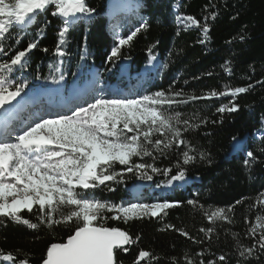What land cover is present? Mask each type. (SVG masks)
<instances>
[{
	"label": "trees",
	"instance_id": "16d2710c",
	"mask_svg": "<svg viewBox=\"0 0 264 264\" xmlns=\"http://www.w3.org/2000/svg\"><path fill=\"white\" fill-rule=\"evenodd\" d=\"M85 2L96 12L66 33L64 43L60 45L64 56L56 52L62 23L59 17L51 15V7L37 17L26 33H19V44L15 43V38L7 41L8 55L0 54V63L9 61L16 51L24 50L28 43L38 40L37 47L26 57L27 66L11 74L17 81L28 82L24 93L57 84L46 78L54 76L58 79L61 72L65 77L62 82L69 87L88 76L91 70H96L104 83L115 84L124 90L136 84L141 96L157 91L166 94L182 91L185 96L177 99H184L189 95L204 96L213 90L224 92L225 86L232 89L252 85L235 97L189 100L172 106L173 111L182 114V119L199 125L183 133V138L196 150L189 151L190 155H197L194 162L183 165L182 152L189 149L186 145H174L166 155L154 152V159L147 156L133 158L135 163L171 168L168 175L152 173L149 169L152 179L148 180L125 171L121 183L108 182L115 191H108L103 185L95 190L97 198L116 204L126 205L137 200L143 203L181 202L168 209L167 215L162 213L158 217L127 222L107 219L105 226L125 230L135 241L126 245L127 251H116V264H134L141 250L150 253L141 264H200L201 261L203 264L210 261L215 264H264V250L257 243L259 236L249 234L257 216L264 217V207L258 203L264 197V135L256 138L258 133H264V0ZM213 14L215 19H212ZM188 15L195 17L201 25L208 24L207 38L201 27L179 25L178 17ZM48 21L50 23H46ZM144 23L147 28L141 27ZM41 28L44 29L42 33ZM137 28L141 30L121 48L120 57L114 58V64L109 62L108 56L119 46V39L127 38ZM10 31L17 33L15 27ZM45 48L47 52L43 50ZM152 57L159 60L158 68L153 66L155 59ZM124 63L129 65L128 83H124L127 82L122 72ZM232 104L239 105V110L217 111L221 106L231 107ZM241 141L240 148L236 149ZM248 151L253 152L254 161L246 155ZM199 152L207 153L208 159H199ZM245 160L249 161V166L245 165ZM178 164L186 170L185 178L192 180L191 184L182 189L173 181L171 190L164 189L171 175L177 173ZM115 167L117 171L127 168L119 164ZM195 178L199 181H194ZM139 185L144 187L135 196L132 189ZM158 185L165 194L150 193ZM189 200L197 201V206L188 204ZM230 207L231 212L228 211ZM221 208L231 222L208 219L211 212ZM36 215V208L32 213L21 212V216L32 223L38 222ZM105 215L111 217L115 213L106 212ZM75 227V223L69 222L54 225L52 229L44 225L30 229L8 217H0V252L13 254L15 264L25 259L28 264H43L50 245L66 243ZM209 228L213 229L212 233H207ZM177 229H183L188 236ZM233 233L237 235L234 237ZM253 246L252 255L246 254L247 258L240 255V251ZM221 255L225 257L224 261L219 260ZM0 264H8V261L0 259Z\"/></svg>",
	"mask_w": 264,
	"mask_h": 264
},
{
	"label": "snow or ice",
	"instance_id": "6c2138e0",
	"mask_svg": "<svg viewBox=\"0 0 264 264\" xmlns=\"http://www.w3.org/2000/svg\"><path fill=\"white\" fill-rule=\"evenodd\" d=\"M50 7L51 15L59 17L62 23L56 48L59 56L65 55L60 45L64 43L69 29L96 12L85 0H0V54L8 55L5 50L7 41L15 38V43L19 44V33H26L36 23L37 17ZM212 19H215L214 14ZM178 20L186 27H201L207 38L210 31L207 23L201 25L191 15L178 17ZM204 20L207 21L208 17L205 16ZM13 27L17 29L16 34L10 31ZM141 27L147 28L148 25L144 23ZM140 30L141 28H137L127 38L119 39V46L111 51L108 61L114 64V58L120 57L121 48L128 45ZM43 31L41 28L40 32ZM37 44L38 40L28 43L27 48L16 51L9 61L0 63V110L7 111L5 106L11 105L28 88L26 80L17 81L11 78V74L14 70H22L27 66L26 57ZM43 50L48 51L46 48ZM56 71L59 72V68ZM64 78L61 72L58 79L54 76L46 79L59 83ZM251 87V84L247 88L228 89L225 86L224 92L213 90L204 96L189 95L184 99H177L185 96L182 91L168 94L157 91L139 98L94 97L93 102L86 107H76L71 115L40 117L23 127L18 134L17 128L10 121H6L3 131L0 132V217H8L12 222L26 225L30 229H38L39 225L52 229L54 225L75 223L74 234L69 236L66 243L50 245L43 264H116L114 249L127 251L124 246L135 241L127 231L105 226L107 219H123L127 222L144 217H158L162 213L167 215L168 209L179 206L181 202L164 200L155 203L116 204L100 200L95 196V190L103 185L108 191H115L108 182L121 183L125 171L139 174L141 179L148 180L152 179L148 174L149 169L152 173L168 175L172 172L171 168L160 169L154 164L135 163L133 158L147 156L154 159V152L166 155L174 145H186L189 149L182 152L183 165L194 162L197 155H190L189 151L196 150L183 138V133L189 128H198L199 125H192L188 119H182V114L173 111L172 106L187 103L189 100L226 95L235 97ZM226 110L238 111L239 105L232 104L231 107L221 106L217 109L221 113ZM246 155L255 160L253 152L248 151ZM198 157L206 160L208 154L199 152ZM117 164L127 168L117 171ZM245 165L249 166L248 160H245ZM177 168V173L171 175L167 181L168 186L173 181L185 179L186 170L179 164ZM258 203H264V200ZM188 204L195 207L198 202L189 200ZM34 208L37 212V223L21 216L23 210L32 213ZM228 211L231 212V207ZM106 212L115 215L108 217ZM208 219L231 222L222 208L211 212ZM262 221L264 217L257 216L255 226L249 229L250 235L256 236L260 229H264ZM168 227L174 228L173 225ZM177 231L188 236L183 229ZM206 231L212 233L213 229ZM236 235L233 233L234 237ZM257 243L264 250V232H260ZM254 251L255 246L245 248L240 251V255L247 258ZM149 255L147 251H139L134 264H139V261ZM0 259L13 264L16 260L13 254L2 252ZM219 260L224 261L225 257L221 255ZM19 264H28V261L21 260ZM209 264L215 262L210 261Z\"/></svg>",
	"mask_w": 264,
	"mask_h": 264
},
{
	"label": "rangeland",
	"instance_id": "374dc122",
	"mask_svg": "<svg viewBox=\"0 0 264 264\" xmlns=\"http://www.w3.org/2000/svg\"><path fill=\"white\" fill-rule=\"evenodd\" d=\"M179 25L186 27L185 24L181 23L180 21H179ZM191 27H195V26H191ZM153 66L154 67L158 66V63L156 60L153 61ZM122 71L124 74L128 73L127 63L123 64ZM89 78H91V80H92V78H94V80L96 81V88L94 89L93 83H91L90 80H88L87 83H85L84 87H79L77 85H73L70 88V91H69L70 93L73 90V88H77V89L82 90L86 87V90L83 91L84 93L81 94V96H80V93H82V92H80V93L77 92L78 94H76V95H78V96L74 100H76L78 102H74L70 106H68L69 104L63 103V105H65L64 109H67L63 112H66V111L70 112L71 110H74V108L77 107V104H78V106H85L86 107L88 103L93 102L94 97L104 96L106 98H114L110 95L111 93H109V91H103L106 87H105V85L100 84V80H99L100 77L97 75L95 70H93L89 73ZM112 88H109V90H112ZM55 89L56 90H54V92L57 93L59 90V87H57ZM102 91H103V93H102ZM112 93L114 94L113 96H118V94H116L115 90ZM30 95L34 96L35 94H27V95H23V97L27 96V98H30ZM45 95H46V98H40L37 101L36 100L35 101L30 100L29 102H25V103L22 102L23 103V105L21 106L22 110L19 109L17 112L15 111V113L12 114L13 116H11L9 119L6 120V121H10L12 123V125L17 128L16 134H18L19 131L23 129V127H26L28 124L32 123L35 119H38L40 117H54V112L52 111L53 109H52L51 103H56V102H52L53 99L48 98L51 96L49 93H46ZM123 97H127V98H139V97H141V95L139 94L138 86L133 85L132 87H130V90L127 91L126 93L124 92V94L122 95L121 98H123ZM56 99H58V101H59V103H56V104L60 105V102L61 103L63 102L60 98H56ZM85 100L87 102L84 105H79L80 103H83ZM24 101H26V98H24ZM2 115L4 116L3 113H2ZM1 119H2V117L0 116V120ZM0 126H1V124H0ZM3 129H4V127L0 129V132H2ZM262 135H264V133L260 132L256 135V138L260 139L262 137ZM13 139H14V137H13ZM241 144H242V141L238 142L236 149L240 148ZM140 190H141L140 187H135L132 189V192L135 196H138V193L140 192ZM261 200H264V197H262ZM135 202H140V201L137 200ZM260 205L262 207H264V203H260ZM23 211H27V210H23ZM262 222H264V221H262ZM255 224H256V222H255ZM260 232H264V229H260L257 232L256 236H254V237H258L260 235ZM8 264H11V262L8 261Z\"/></svg>",
	"mask_w": 264,
	"mask_h": 264
},
{
	"label": "water",
	"instance_id": "95a60500",
	"mask_svg": "<svg viewBox=\"0 0 264 264\" xmlns=\"http://www.w3.org/2000/svg\"><path fill=\"white\" fill-rule=\"evenodd\" d=\"M22 102L21 97H17V100L13 101L11 105H6V109L7 111L3 110L6 114H9L11 111H13L14 109H16ZM126 247V245L124 246V248ZM123 249H114V254L116 253V251H120ZM143 261V260H142ZM142 261H140L139 263L141 264Z\"/></svg>",
	"mask_w": 264,
	"mask_h": 264
},
{
	"label": "bare ground",
	"instance_id": "6f19581e",
	"mask_svg": "<svg viewBox=\"0 0 264 264\" xmlns=\"http://www.w3.org/2000/svg\"><path fill=\"white\" fill-rule=\"evenodd\" d=\"M56 90V89H55ZM86 90V87L84 88V89H82V90H77L76 88H73V90H72V92H71V97L73 96V98H75L76 96H78V95H76V94H78L77 93V91L80 93V92H82V93H80V95L81 94H83L84 92L83 91H85ZM46 93H49L51 96V98H55L56 97V95L59 93V90H58V92L56 93V92H54V89L52 90V89H50V90H48ZM3 110H1L0 111V116L2 117L3 115H2V112ZM2 112V113H1ZM4 114V113H3ZM0 122H1V120H0Z\"/></svg>",
	"mask_w": 264,
	"mask_h": 264
}]
</instances>
